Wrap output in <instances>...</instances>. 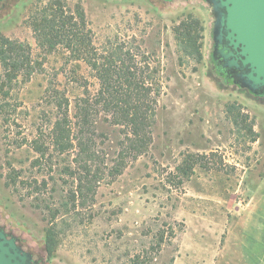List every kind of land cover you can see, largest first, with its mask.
Masks as SVG:
<instances>
[{
    "label": "rangeland",
    "instance_id": "rangeland-1",
    "mask_svg": "<svg viewBox=\"0 0 264 264\" xmlns=\"http://www.w3.org/2000/svg\"><path fill=\"white\" fill-rule=\"evenodd\" d=\"M63 1L83 9L90 63L38 49L26 20L46 0L0 2V36L40 64L0 91V229L35 264H254L240 235L243 208L264 192V91L218 64L211 2ZM101 66L159 93L151 145L117 175L125 131L95 105ZM56 96L68 100L74 147L77 124L92 138L89 175L76 149L54 145Z\"/></svg>",
    "mask_w": 264,
    "mask_h": 264
},
{
    "label": "trees",
    "instance_id": "trees-1",
    "mask_svg": "<svg viewBox=\"0 0 264 264\" xmlns=\"http://www.w3.org/2000/svg\"><path fill=\"white\" fill-rule=\"evenodd\" d=\"M26 24L31 28L36 46L41 51L51 54L60 48L68 53L74 60L91 62L95 58V49L92 46V32L89 28L83 9L79 5L70 7L63 0H46L39 3L30 13ZM177 35V32L175 30ZM181 35V34H180ZM190 37V34H188ZM0 91L5 87L10 88L17 82L19 76L30 77L38 70V65L32 64L30 49L25 44L0 36ZM96 66L95 62L92 64ZM98 73L104 80V86L95 99V105L102 110L115 125L120 126L124 132V141L121 143V160L112 172L119 174L127 161L136 160L147 152L152 142V127L155 121L158 91L153 93L151 87L136 80L125 78L124 82L113 81L110 67H98ZM123 75L128 70L124 67L118 69ZM152 86V85H151ZM119 89H121L119 91ZM55 107L60 118L55 122L52 132L54 145L60 152L76 149L74 161L78 170L84 176L91 172V164L96 159L91 144L92 138H86L79 127V138H71L72 127L68 118V100L64 96H56ZM82 103V104H81ZM87 101L80 100V109L85 110ZM85 123L86 120L83 118ZM88 135V134H87ZM181 172L185 176L192 173V166L201 157L187 156Z\"/></svg>",
    "mask_w": 264,
    "mask_h": 264
},
{
    "label": "water",
    "instance_id": "water-1",
    "mask_svg": "<svg viewBox=\"0 0 264 264\" xmlns=\"http://www.w3.org/2000/svg\"><path fill=\"white\" fill-rule=\"evenodd\" d=\"M216 16L215 46L228 52L226 68L252 92L264 91V0H209ZM235 71V72H234ZM0 264H35L13 237L0 229Z\"/></svg>",
    "mask_w": 264,
    "mask_h": 264
},
{
    "label": "crops",
    "instance_id": "crops-1",
    "mask_svg": "<svg viewBox=\"0 0 264 264\" xmlns=\"http://www.w3.org/2000/svg\"><path fill=\"white\" fill-rule=\"evenodd\" d=\"M240 241L246 257L264 264V192L243 208Z\"/></svg>",
    "mask_w": 264,
    "mask_h": 264
},
{
    "label": "flooded vegetation",
    "instance_id": "flooded-vegetation-1",
    "mask_svg": "<svg viewBox=\"0 0 264 264\" xmlns=\"http://www.w3.org/2000/svg\"><path fill=\"white\" fill-rule=\"evenodd\" d=\"M1 1L2 0H0V2ZM212 49L215 51L218 64H220L221 66H223V67L226 68V66H225L226 65V62L224 61V59H223V57L221 55L222 53H219V51L221 50L223 52V54H226L228 51L226 49L224 50V47L222 45L215 46V44H214V46H213ZM226 69L234 76V73L232 71L233 69H229V68H226Z\"/></svg>",
    "mask_w": 264,
    "mask_h": 264
}]
</instances>
